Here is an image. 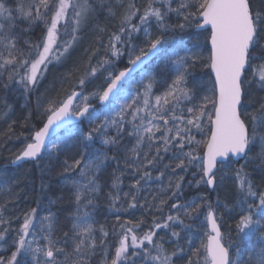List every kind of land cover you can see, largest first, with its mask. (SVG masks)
Returning a JSON list of instances; mask_svg holds the SVG:
<instances>
[{"label":"snow or ice","instance_id":"snow-or-ice-1","mask_svg":"<svg viewBox=\"0 0 264 264\" xmlns=\"http://www.w3.org/2000/svg\"><path fill=\"white\" fill-rule=\"evenodd\" d=\"M38 23L43 31L34 42L27 34ZM189 29L204 36L206 56L199 44L176 38ZM69 60L72 69L46 89L56 95L41 93L49 66ZM198 67L208 70L206 83L193 76ZM13 84L36 94L41 126L31 125L12 163H35L42 153L52 159L69 145L77 151L59 168L66 195L50 199L44 215L39 201L15 215V190L0 184V264H264V96L255 106L250 99L253 85L264 92V0H18L15 7L0 0V88ZM5 109L8 117L12 107ZM23 120L28 127L32 113ZM58 129L66 135L50 139ZM109 161L119 173L105 194L109 208L147 212V228L143 215L117 216L111 232L95 226ZM230 170L234 203L184 198L186 185L217 192ZM122 176L132 177L123 196ZM65 201L68 226L52 210Z\"/></svg>","mask_w":264,"mask_h":264},{"label":"trees","instance_id":"trees-1","mask_svg":"<svg viewBox=\"0 0 264 264\" xmlns=\"http://www.w3.org/2000/svg\"><path fill=\"white\" fill-rule=\"evenodd\" d=\"M8 2L10 7H15L18 3V0H5ZM143 2V0H140ZM102 19V18H101ZM100 19V23L103 24L104 20ZM26 25L23 22H19V27L23 28ZM43 31L42 24H36L32 27L30 33L27 35L35 42L40 39L41 34ZM177 39H183L188 46L193 45V42L199 44L203 47L204 52L207 55L206 51V42L204 40V36L199 34L195 29H189L183 33H176L175 34ZM139 43V41H137ZM70 61V60H69ZM126 65L125 61L122 59L118 62V67H124ZM73 67L72 61L67 62L65 65L60 66H49V72L47 73V78L42 85L40 92L44 93L45 95H52L55 96L56 92L48 90L49 84L56 80L61 74L67 73ZM64 69V71H63ZM193 76L199 80L201 78H206L209 80L208 70L198 67L194 70ZM139 76L136 77V79ZM98 79V78H97ZM101 81V79H98ZM103 81V80H102ZM102 84V83H101ZM100 84H95V88ZM254 86V85H253ZM253 88V87H252ZM155 91L159 92L162 91L161 88L155 89ZM64 93L60 92L62 96ZM262 96H264V92L261 91H254L252 90L250 99L253 101V106H255V101H258ZM35 98L36 94L33 93L31 96L27 95L24 90L13 84L10 85L9 90H4L0 88V184L7 183L11 188L15 191L12 194V200L15 202V207L13 208V212L15 215H21L22 213L31 208L37 207L38 201L40 202V214L44 215V209L47 208L48 202L50 199L55 200L57 197L62 195H66V189L64 187V180L63 177L60 176L59 168L64 160L65 156H71L72 153L77 151L76 147L72 145L68 146L67 152H62L59 154L58 157L53 155L52 159H49L46 153H43V159L39 160L38 162L33 163H25L21 166H17L12 168L8 166L15 156L23 149L25 138L30 135L31 125L35 124L37 127L41 126V121L39 116L37 115L36 108H35ZM97 100H93L92 103L95 105ZM5 104L11 105L12 112L9 113L8 117H3L2 115L5 111ZM100 108V106H96ZM32 113V121L28 127H21L24 123L23 118L29 113ZM9 123H8V121ZM13 121H16L15 124H12ZM3 122V123H2ZM12 124L14 131H9V125ZM83 129L86 131L88 129L87 123L82 125ZM66 131L62 132L63 135ZM23 133V135H20ZM76 133H72V137H75ZM13 145V146H12ZM12 146L15 150L7 151V148ZM96 148H100L104 150V146L101 145L100 141L97 140L95 144ZM12 149V148H11ZM91 152V150H89ZM12 153V154H11ZM111 155V153H109ZM244 164V161H240L239 164L233 163L231 165V169H236L240 167V165ZM255 167L248 166V171L250 172L253 182L257 185H261V174L260 172L253 171ZM118 171L116 170V166L114 162L109 161L108 165L103 170L102 174L99 177V183L102 188V193L98 198L97 207L95 212L93 213V219L96 222L95 226L97 228L100 225H103L106 229L111 232L112 226L116 223V218L119 216L121 218V222L125 219H133L135 220L138 217L143 215L145 219V228L148 227V223L151 221V216L147 214V212L136 209L134 213L130 212H116L113 209L109 208V201L106 199L105 194L111 189V183L113 179V172ZM75 176V173H72ZM121 179L123 180V184L121 185V196H123V192H127L129 189V184L132 182L131 176H122ZM187 179H191V176H187ZM224 190L221 191L220 195H217V192H212L211 190L205 189L201 187L200 189H196L194 187L190 188L187 185L184 188V198L191 199L192 197L196 196L197 194H205L207 195L208 199L212 202H215L217 197H219L222 201H227L228 203L232 204L235 202L237 198V188L234 182L233 173L229 172V177L224 181ZM44 186L43 191H41V186ZM156 182H151V188H156ZM115 191V190H112ZM145 195L148 194V190L145 191ZM5 198L0 195V203H3ZM123 202V201H121ZM11 207V205H10ZM68 208L69 205L67 202L58 203L57 205L52 206V210L57 212L60 216L61 221L64 223L65 226H68V221L66 217L68 216ZM167 211V209H165ZM158 215V214H157ZM225 219L228 221L229 224H232L233 221L229 217L225 216ZM187 223V221H186ZM19 224V221H15L13 227H16ZM227 226H225L226 230ZM177 230H179L177 228ZM99 236V232L96 233ZM236 234L233 230V239L235 240ZM114 237L111 235L108 237L109 241H112ZM199 242V240L197 241Z\"/></svg>","mask_w":264,"mask_h":264},{"label":"rangeland","instance_id":"rangeland-1","mask_svg":"<svg viewBox=\"0 0 264 264\" xmlns=\"http://www.w3.org/2000/svg\"><path fill=\"white\" fill-rule=\"evenodd\" d=\"M5 2L8 4L7 1H5ZM8 5H9V4H8ZM9 6H10V5H9ZM101 18H102V17H101ZM102 19H103V18H102ZM102 19H101V20H102ZM103 23H105V21H104ZM91 37H92V33H91V32L85 34L83 40L81 41L80 46L77 48L76 53L73 54V59H75L76 57H78V56L81 54L83 48H85V47L88 46V44H89V42H90V40H91ZM196 44H197L196 42H193V45H196ZM193 45H190L189 47H192ZM199 45L201 46L200 41H199ZM198 50L204 52L202 46H201ZM204 55L206 56V53H205V52H204ZM70 61H72V60H70ZM70 61H68V62L70 63ZM124 61H125V60H124ZM72 63H73V61H72ZM125 63H126V61H125ZM66 64H67V63H66ZM64 65H65V64H64ZM54 67H56V66H54ZM82 70H83V69H81V71H82ZM63 71H64V69H63ZM138 78H139V77H138ZM98 79H99V78H98ZM98 79H96L94 83L88 85V87H87V89H86L87 92H91V91H93V90L95 89V84H101V83L103 82V81H102V80H103L102 77H100L101 81H99ZM199 81H201V82H203V83H206V82H207L206 78H201V79H199ZM252 90H253V92H254V91H259V90L256 89L255 85H254L253 88L251 89V92H252ZM34 101H36V98H35ZM34 106H35V108H36V104H35ZM5 111H6V109H5ZM2 120H3V115H2ZM5 121H6V120H3V122H5ZM7 121H8V120H7ZM3 122H2V123H3ZM8 123H9V121H8ZM65 135H66V132H65L63 135H60L59 137H63V136H65ZM12 146H13V145H12ZM12 146H9V147L7 148V151L15 150V148L12 147ZM49 147H50V145H49ZM11 148H12V149H11ZM11 154H12V153H11ZM249 166L256 167V165H249ZM223 190H224V184H223V185L217 190V195H216V196L220 195L221 191L223 192ZM201 238H202V233H201Z\"/></svg>","mask_w":264,"mask_h":264},{"label":"water","instance_id":"water-1","mask_svg":"<svg viewBox=\"0 0 264 264\" xmlns=\"http://www.w3.org/2000/svg\"><path fill=\"white\" fill-rule=\"evenodd\" d=\"M197 31V30H196ZM95 106H100V107H102V105H100V103H99V101L97 100V102H96V104H95ZM62 131H64V129H58V130H56L54 133H53V135L50 137V139H55L57 136H59L60 134H61V132ZM47 143V142H46ZM43 154V153H42ZM242 161V160H241ZM25 163H33L32 161H24V162H22V163H20V164H13L12 163V161L10 162V163H8V166H10V167H12V168H15V167H17V166H21V165H23V164H25Z\"/></svg>","mask_w":264,"mask_h":264}]
</instances>
